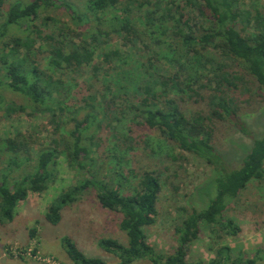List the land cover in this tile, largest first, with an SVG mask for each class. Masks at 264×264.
I'll use <instances>...</instances> for the list:
<instances>
[{
  "label": "trees",
  "instance_id": "obj_1",
  "mask_svg": "<svg viewBox=\"0 0 264 264\" xmlns=\"http://www.w3.org/2000/svg\"><path fill=\"white\" fill-rule=\"evenodd\" d=\"M79 1L17 0L3 12L0 0V38L10 27L18 28L1 41L0 88L23 96L32 115L45 116L52 126L47 142L37 146L32 135L19 131L0 137V224L14 219L30 192L42 193L56 181L57 159L63 154L79 178L51 201L45 219L57 224L64 207L94 188L103 208L121 214L119 226L127 235L126 243L99 240L116 263L85 255L65 237L74 264H131L144 258L153 264H203L187 259L189 246L205 232L222 240L237 236L241 227L225 210L249 182L264 180V132L254 135L236 159L214 143L219 120L250 133L239 114L242 101L230 95L236 82L244 84L248 78L264 98V9L243 0ZM51 7L64 8L70 22L46 32L45 26L55 20L48 16ZM135 46L146 56L134 52L138 56L130 64L121 48ZM41 54L45 57L39 58ZM243 90L248 92L245 85ZM185 93L204 101L202 111L183 109ZM25 108L10 104L5 114ZM128 114L130 123L157 131L212 169L211 177L196 187L205 205L182 211L174 229L176 245L165 254L149 244L144 231L156 222L159 176L147 170L134 174L130 167L125 172L124 158L115 151L130 147L126 144L133 137L118 131ZM108 139L113 147L107 149L111 173L106 176L97 165ZM129 174L137 178L134 185ZM211 248L214 256L206 264L256 263L226 243Z\"/></svg>",
  "mask_w": 264,
  "mask_h": 264
},
{
  "label": "rangeland",
  "instance_id": "obj_2",
  "mask_svg": "<svg viewBox=\"0 0 264 264\" xmlns=\"http://www.w3.org/2000/svg\"><path fill=\"white\" fill-rule=\"evenodd\" d=\"M14 1L17 0H4L2 11L5 12L9 4ZM67 1L73 5L80 4L79 0ZM243 2L248 6L252 4L264 9V0H243ZM113 12L111 10L107 16ZM49 15L55 20L45 26L46 32L57 30L60 23L70 22L64 8L51 7L48 11ZM16 33H18L17 27H10L4 33L0 38V51L2 50L1 41ZM111 45L119 47V42H113ZM121 50L127 53V60L130 64H134L138 56L134 55V52L143 57L146 56L143 51L141 52V46L125 47ZM44 57L45 54L39 55V58ZM94 61L96 63L100 61L98 51L94 56ZM85 75L81 79H86ZM245 79L244 84L236 82L237 87L232 89L230 95L235 97L237 102L242 101L238 103L239 114L247 123L250 133L240 131L229 121L215 122L214 143L216 147L230 151L235 159L251 144L254 135L264 132V98L260 95L256 85H253L248 78ZM243 85L248 88V92L243 90ZM192 88L195 89V86L193 85ZM189 94H182L183 109L189 113L202 111L205 107L204 101H201L199 97H190ZM0 98V137H13L14 133L19 131L26 136L32 135L33 146H37L38 142H47L52 131L48 118L40 115L33 116L24 97L6 86L0 88ZM10 104L26 108L23 112L18 111L7 115L5 108ZM128 117H130L129 114L118 124V131L133 137L126 144L130 147L115 151H117V158L123 156L124 160L129 161H120L125 167V172L127 167H130L134 174L140 175L147 170L159 176L162 187L157 201L156 222L145 227L144 231L149 244L157 252L165 254L171 252L176 245L174 229L181 222L182 211L205 205L199 199L196 187L211 177L212 169L203 159L183 151L177 144L157 131L141 124L130 123ZM104 133L105 131L102 134ZM111 146L112 140H104L100 153H98L100 154L98 171L106 176L111 173L110 165H108L110 158H107V149ZM57 161L56 181L42 193L30 192L25 201L19 202L14 219L7 224H0V264H74L66 253L65 237L74 242L85 255L99 257L108 263H116L117 257L100 248L99 240L107 237L122 243L127 242V235L119 226L122 216L117 211L103 208L94 188L87 189L76 202L64 207L57 224H52L45 219L44 215L51 201L62 190L75 184L79 178L68 167L65 155L61 154ZM85 175L88 174H84V177ZM129 180L130 184L134 185L137 178L129 174ZM225 212L235 219L241 227V232L235 237H226L223 240L215 233L205 232L189 246L187 259L206 264L214 256L211 247L215 248L221 243H226L235 252L241 250L246 257L254 258L255 264H264V180L253 179L249 182L236 200L228 205ZM32 229H34V234L31 236ZM131 264L153 263L144 258L135 260Z\"/></svg>",
  "mask_w": 264,
  "mask_h": 264
}]
</instances>
